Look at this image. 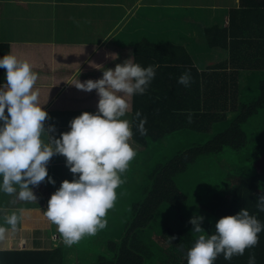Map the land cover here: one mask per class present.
Wrapping results in <instances>:
<instances>
[{
	"label": "trees",
	"instance_id": "trees-1",
	"mask_svg": "<svg viewBox=\"0 0 264 264\" xmlns=\"http://www.w3.org/2000/svg\"><path fill=\"white\" fill-rule=\"evenodd\" d=\"M232 11L239 12L236 17L251 18L252 11H258L264 26V0H240L239 8ZM204 33L210 46L227 49L226 59L201 67L204 62L195 63L183 45L143 36L126 48L108 43L96 49L86 64L89 69L81 70L75 81L100 78L103 70L129 56L144 67L158 65L145 93L128 99L132 139L141 146L134 149L135 157L144 161L147 173L129 189L133 174H124V183L116 192L117 197L126 195V200L107 211L109 217L118 205L126 211L120 229L106 226L90 235L87 244L62 246L60 240L54 249L41 252L47 264H67L73 258L76 264H187V249L194 243L189 218L194 214L204 217L201 226L209 233L220 217L242 207L264 223V212L255 207L256 197L264 193V49L247 51L246 45L253 46L250 40L243 47L241 39H236L238 32L233 35L218 25L205 27ZM240 34L238 38L244 30ZM259 39L258 45L264 46V35ZM185 70L192 77L187 87L177 83ZM82 92L85 101L78 102L77 94L76 103L70 97L72 102L97 109L96 90ZM137 110L146 117L143 136L136 129ZM47 170L55 180L51 184L45 177L50 191L61 181L73 179L71 175L58 180L55 172ZM172 236L175 239L169 241ZM258 236L257 244L246 248L244 255L225 260L220 254L214 264H247L249 253L255 255L256 264H264V230ZM90 251L93 263H88Z\"/></svg>",
	"mask_w": 264,
	"mask_h": 264
},
{
	"label": "clouds",
	"instance_id": "clouds-1",
	"mask_svg": "<svg viewBox=\"0 0 264 264\" xmlns=\"http://www.w3.org/2000/svg\"><path fill=\"white\" fill-rule=\"evenodd\" d=\"M157 67L141 66L129 56L114 68L103 70L100 78L77 80L74 85L78 89L96 90L97 110L75 116L68 122L69 129L55 137L50 135L56 131L54 125L45 128L49 117L39 103L38 73L12 52L0 56V68L4 69V82L0 83V191L17 192L19 199L35 200L29 185H38L46 176L49 183L55 184L46 165L54 154L63 155L73 179L61 181L43 213L56 225L65 246L105 228L107 211L117 199L116 189L124 183L122 174L136 155L129 143L133 136L131 122L123 119L130 111L128 99L145 93ZM191 79L190 71L185 70L177 83L187 87ZM134 118H138V133L145 135L146 117L137 110ZM187 119L191 121L190 113ZM44 134L47 142L42 138ZM255 207L264 212V193L256 197ZM203 219L198 214L189 218L194 243L187 249V264H214L220 254L225 260L242 256L246 248L257 244L258 234L264 230L257 214H250L246 207L220 217L210 233L202 228ZM6 222L15 227L16 214L9 215ZM3 232L0 227V234ZM247 264H256L254 254L249 253Z\"/></svg>",
	"mask_w": 264,
	"mask_h": 264
},
{
	"label": "crops",
	"instance_id": "crops-1",
	"mask_svg": "<svg viewBox=\"0 0 264 264\" xmlns=\"http://www.w3.org/2000/svg\"><path fill=\"white\" fill-rule=\"evenodd\" d=\"M239 6L240 0H0V45L4 44L0 56L12 52L38 73L39 103L49 117L45 128L54 125L56 131L50 135L57 136L69 129L68 122L75 116L96 111L93 106L74 104L77 94L78 102L85 97L81 89L72 91V87L81 70L89 69L86 64L94 51L108 43L126 48L143 36L151 40L158 36L161 41L183 45L195 63L215 55L223 61L227 49L210 46L204 33L205 27L218 25L233 35L238 32L236 39H241L242 46L250 40L253 46L246 45L247 51L263 50V43L258 45L259 36L264 35L263 19L258 11H252L253 18L236 17L239 12L230 10ZM28 11L35 12L38 22L23 16ZM240 30H244L242 38H238ZM212 61L216 62L215 58ZM3 82L4 69L0 68ZM124 118H130L129 113ZM42 138L47 142L46 134ZM129 143L134 149L141 147L132 138ZM56 159L54 154L47 169ZM15 187L19 191V186ZM41 196L42 202L22 200L17 192L0 191V227L4 229L0 234V264H47L41 252L60 244L56 226L43 213L50 195ZM13 213L17 216L15 227L6 222ZM67 264H76L75 259Z\"/></svg>",
	"mask_w": 264,
	"mask_h": 264
},
{
	"label": "rangeland",
	"instance_id": "rangeland-1",
	"mask_svg": "<svg viewBox=\"0 0 264 264\" xmlns=\"http://www.w3.org/2000/svg\"><path fill=\"white\" fill-rule=\"evenodd\" d=\"M24 17H26L30 22H38L37 21V17H36V14L34 11H28V12H24L22 13ZM198 24V22L196 23ZM200 26H203L200 24ZM216 57H218L217 55H215V57H210V59L206 58V60H204L205 64L208 62V61H212L214 58L216 61H219L218 58L216 59ZM201 67H204V64L203 66ZM97 110V109H95ZM127 114V113H126ZM125 119V118H124ZM128 120L130 121V118H128ZM59 135L55 136V137H58ZM135 159L138 160L137 156L134 157L130 162H129V167L126 169V171L122 174L123 178L125 177L124 174L125 173H130V174H133V176L131 177L133 179L132 182H130V186L128 187L131 188V187H134L136 185V183L138 184L144 177H145V173H147L146 169H147V166L144 165V161H142L140 163V161L138 160L139 162V165H134L133 163H135ZM54 166V167H53ZM52 166V168H49L51 172H55V175L56 177H58L59 179L58 180H63L71 175H73L69 169L65 166V157L63 155H60V154H57V159L55 160L54 162V165ZM131 168H135V170L133 172L129 171V169ZM16 186V185H15ZM36 187H34L33 185H29L30 188H32L34 194H35V197L36 199L39 201V202H42V194H48V195H51L54 191H50L48 192V189L46 191L45 189V182L42 181L40 182L38 185H35ZM41 189V190H40ZM118 190L121 189V186H119L117 188ZM116 189V191H117ZM126 200V195L124 194H120L117 199H116V202H115V205L116 203H119V201H125ZM47 204V202L45 203ZM112 216L109 217V214L107 213L106 214V217L105 219L107 220V224L106 226H117L118 229L121 228L122 226V223L125 219V215H126V211L121 207H119V205L115 208V211L111 213ZM41 218V217H40ZM42 220V218H41ZM105 226V228H106ZM104 228V229H105ZM89 236L90 235H86L84 236L81 240H79L78 242L79 243H83V244H87L89 242ZM61 245L64 246V244L61 242ZM99 245V244H98ZM104 249V247H103ZM85 252L86 254L89 253V249L85 248ZM91 255L90 257L88 258V263H93L95 262V259H94V253L91 252Z\"/></svg>",
	"mask_w": 264,
	"mask_h": 264
}]
</instances>
